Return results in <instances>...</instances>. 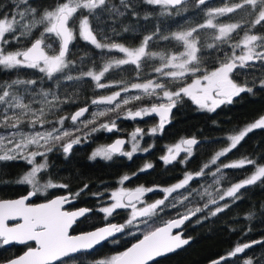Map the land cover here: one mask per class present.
Returning a JSON list of instances; mask_svg holds the SVG:
<instances>
[{"label":"snow or ice","instance_id":"6c2138e0","mask_svg":"<svg viewBox=\"0 0 264 264\" xmlns=\"http://www.w3.org/2000/svg\"><path fill=\"white\" fill-rule=\"evenodd\" d=\"M142 2L149 6H159L161 15H171L172 10L186 5L188 0ZM207 3L208 0H196V7ZM134 9L133 0H119V5L111 0H57L55 6L42 12L33 7L30 0H8L6 4H0V70L12 72L18 69H33L42 74L40 82L59 81L61 77L66 81L75 82L90 78L95 82L96 89H115L109 95H99L92 99L93 105L105 107L93 113L91 120H81L80 118L88 112V107H81L70 116L54 118L63 110L61 105L68 103L71 98H61L58 91L45 90L43 87L37 91V79L17 77L0 83V161L23 159L32 165L20 183L29 184L33 189L20 199L0 200V247L18 244L26 248L22 254L7 260L6 264H69L70 261L78 259L77 254H91L95 246L101 245L109 238H113L115 242L116 234L135 235L133 229L140 231L142 238L137 237V242L125 251L109 258L98 259L94 264H153L157 257L175 252L189 244V239L183 238L182 231L174 233V229H181L186 221L205 210L215 216L228 207V199L235 201L239 198L241 189L257 183L264 184V156L259 159L245 157L230 163L221 161L222 157H227V154L236 149L253 130L264 129V115H260L238 134L228 136V146L218 151L200 171L195 174L186 172L178 183L158 189L164 194L162 199L151 204H142L141 198L145 193L157 190L143 186L134 190L121 187L112 191L111 199L114 202L110 206L100 207L99 211L105 214L107 220L117 209H130L125 223L108 221L105 226L94 231L72 235L69 230L77 218L90 211L84 208L77 211L64 209L79 193L61 195L40 204L27 203L41 191L37 176L47 168V153L59 144L67 154L74 144L80 142V137L74 133L81 129H66V120H70L73 126L79 123L84 128L91 124L93 132H112L116 129L115 120L97 126L96 119L110 112L119 113L124 107L125 118L133 120L152 114L158 115L159 124L149 130V133L154 135L164 128L171 109L183 97L190 98L201 108L214 111L220 104L230 103L232 98L241 92L252 91L246 85L235 83L232 73L237 68L253 67L256 62L264 66V34H256L258 26L259 30L264 31V0H231L230 5L226 3L222 7L208 8L205 11L204 23L170 35L161 34L157 28L152 34L144 36L136 47L116 43L105 35L98 39L90 23V17L96 18L98 15L97 10L122 17L129 11L132 15H137ZM239 11L247 14V20L243 24L214 23L220 17ZM209 29L213 30L211 42L202 43L200 33ZM238 30H243V35L235 40L233 34H238ZM113 31L115 32V29ZM124 31L128 29L125 28ZM36 32H39V35L33 38ZM52 37L56 38L55 48L52 43L47 42ZM77 37L101 50L102 56L107 58L101 64L93 62V66L87 70L78 69L79 75L73 76L68 72L75 69L76 62L69 61L67 57L69 45ZM24 39L29 41L27 45L10 49V45H19ZM158 40L168 43L175 41L178 47L173 50L151 51L150 44H155ZM204 47L223 56L211 71L204 66L201 59V49ZM112 53L122 56L114 57L110 55ZM149 61L153 62L151 70L146 71ZM80 63H85L83 58ZM125 65L133 66L135 76L131 80L113 81L106 78V74L122 69ZM189 79L191 82L187 83ZM260 84L264 87V80H261ZM144 99L148 100L150 107H138L135 110L126 107ZM143 134L144 130L139 127L131 133L130 151H123V145L129 141L117 139L111 145L94 151L92 158L101 156L111 159L113 154L119 153L131 159L139 150L137 138H142ZM197 143L195 138L182 140L174 147H169L168 154L161 159L165 164H169L177 159L181 150L190 156L192 146ZM143 151L147 152L149 149L145 148ZM37 156L42 157L45 162L37 164ZM212 166H215V171ZM247 166H251L250 174H245L243 179L230 182L228 187L220 185L224 178V169H245ZM152 167V164H146L141 171ZM208 174L214 177V194L207 188L201 192L188 187L190 181ZM130 179L131 177L124 176L120 184ZM43 188H67V185L48 181ZM180 189H185L188 195H182L179 199L173 197L166 204L169 196ZM193 195H200L201 199L207 196L208 199L203 206L188 208L185 201H189ZM220 201L225 203L221 205ZM138 203L142 206L137 207ZM178 205L185 208L183 213L179 211ZM169 207L176 209L177 216L165 221L161 226L153 227L155 217ZM8 221L17 222L9 225ZM33 243L35 246H32ZM256 244L264 245V241L238 242L226 255L212 260L211 264H229L230 261L235 264L233 258L242 259L243 264H254L251 258H243L240 254Z\"/></svg>","mask_w":264,"mask_h":264},{"label":"trees","instance_id":"16d2710c","mask_svg":"<svg viewBox=\"0 0 264 264\" xmlns=\"http://www.w3.org/2000/svg\"><path fill=\"white\" fill-rule=\"evenodd\" d=\"M8 0H0V4H6ZM33 7L38 11H44L55 6L57 0H30ZM112 3L119 5V0H111ZM137 15H132L131 11L126 12L122 17L111 16L108 12H100L96 18L90 17V23L94 33L98 39L101 35L110 37L111 41L116 43L134 46L143 40L144 36L152 34L159 28L161 34L170 35L173 32L184 31L203 23L206 20L205 11L208 8L222 7L226 3L230 5L231 0H208L206 5L196 7V0H188V3L176 10H172L171 15H161L159 6H149L142 0H133ZM123 11V9H121ZM147 17V18H145ZM247 20V14L244 11L229 14L220 17L219 22L244 23ZM127 28L128 31H124ZM115 29V32L113 31ZM213 30H205L200 33L202 43H210ZM243 34V30H238V34L234 33L233 38L238 40ZM256 34H264L259 30ZM39 35V32L33 34V38ZM55 37L47 42L52 43L56 47ZM104 42V41H101ZM29 41L24 39L19 45L12 44L10 49L24 47ZM178 47L175 41L171 43L164 41H156L150 44L151 51L173 50ZM182 50V49H181ZM201 56L204 66L211 69L217 66L223 56L206 47L201 49ZM114 57L121 54L112 53ZM68 60L75 61V69H70L68 74L79 75L78 69L87 70L93 66V62L101 64L107 57L102 56L101 50L81 40L77 37L69 46ZM85 61L81 65V59ZM151 70V64H148L146 71ZM135 76L133 66L125 65L122 69L113 70L106 74V78L118 80H131ZM19 77L20 79H37V91L40 87L53 92L58 91L61 98L68 96L71 99L68 103L61 105L60 111L54 118L59 116H70L71 113L81 107H88L81 120H91L92 114L98 110H103L104 105H93L92 99L103 95L111 89H96L90 78L81 81H66L61 77L59 81H41L42 74L33 69H18L12 72L0 70V83L11 81ZM232 79L235 83L247 86L252 89L251 92H241L234 96L230 103L225 102L215 108L214 111L200 108L190 98L183 97L176 102L173 107L170 120L165 124L164 128L156 134H150L146 140H149L150 148L147 154L143 156L135 155L132 159H102L92 158L90 156L92 147L96 139L87 140L92 135L89 124L87 128L83 125H72L70 120H66L64 127L72 129L79 127L81 130L75 132V136L80 137V142L73 145L69 153L65 154L59 144L55 145L51 152L47 153V168L38 173L40 182L51 180L61 182L67 185L63 190L76 191L83 189L80 196L87 197V191L104 192L113 188L120 181L121 176H129L130 180L126 181L129 186L144 185L157 190L150 193V199H162L164 194L158 190V187H164L176 180H179L185 173L195 174L200 171L204 164L210 162V158L218 149L228 145L227 137L244 125L257 119L264 114V87H261L260 81L264 80V66L260 62H256L253 67L237 68L232 73ZM155 102V101H153ZM147 99L130 103L127 108L149 107ZM125 108L122 107L117 112H110L105 116L96 119V125L103 122L114 120L115 117L122 115ZM157 126V116H150L149 126ZM187 137L198 138L199 141L194 145V151L189 156L180 154L177 159L169 164H165L161 157L166 152L170 144H174L180 138L183 140ZM67 139V138H66ZM181 140V141H182ZM264 156V129H255L249 133L244 140L240 142L236 149L222 157L221 161L226 163L230 160L242 159L245 157L259 159ZM44 163V159L40 156L36 157V163ZM220 163V161H218ZM144 167L146 164H152L153 167L144 171L138 170L140 165ZM32 165H29L23 159L0 161V198L16 197L26 193L32 188L31 185L20 183L21 176L27 172ZM251 166L245 169H224V178L220 181V185L228 187L231 183L243 179L245 174H250ZM138 170V171H137ZM215 171V166H212ZM86 186V187H85ZM212 186V187H210ZM189 188L200 190L203 192L205 188L209 192L215 193L214 177L211 174L195 178L189 182ZM62 188H48L46 192H39V198L49 197L52 192H58ZM44 195V196H41ZM182 195H188L185 189H180L176 193L169 196L166 204L176 197L182 198ZM161 196V197H160ZM89 197V196H88ZM238 199L235 201L228 199L226 202L228 207L224 211L212 216L208 210L198 213L189 221H186L181 230L184 236L191 238L189 244L185 247L156 259L153 264H211V261L226 255L238 242L247 243L253 240L264 241V184L257 183L241 189L238 193ZM218 198V197H217ZM205 196L201 199L200 195H193L189 201H185L188 208L195 206H203ZM89 199L86 203L94 206ZM225 201H220L223 205ZM179 207V211L183 213L184 207ZM213 207L214 206H210ZM95 214V212L93 213ZM128 212L119 209L114 215V221L124 223L127 219ZM103 214L97 213L91 219L96 222H105L102 218ZM177 216L176 209L167 208L164 212L159 213L155 217V224L159 226L165 221ZM79 224L74 230H82ZM143 230V229H142ZM135 235L119 234L115 238V242H105L91 250V254H77L78 259L70 261L69 264H94L98 259L107 258L111 254L122 252L127 246L141 237L142 234L136 229L132 230ZM25 249L24 245H11L0 247V261L9 259L18 255ZM243 258H251L254 264H264V245L256 244L252 248L247 249L245 253L240 254ZM235 264H243L242 259H236ZM232 264V261L229 262Z\"/></svg>","mask_w":264,"mask_h":264},{"label":"flooded vegetation","instance_id":"af4514ba","mask_svg":"<svg viewBox=\"0 0 264 264\" xmlns=\"http://www.w3.org/2000/svg\"><path fill=\"white\" fill-rule=\"evenodd\" d=\"M136 109V108H135ZM134 109V110H135ZM155 114H152V115H149V116H145L143 118H136V119H129V118H125V111L122 112V115H120L119 117H115V122H116V129L113 130L112 132H108L106 130H99V131H95V132H92V135H90L87 140H92V139H96L97 141L95 142L94 146L92 147V150H91V153H90V156H92L93 152L96 151L97 149H100V148H104V147H107L109 143H111L114 139H116L117 137H125L126 138V141H129L128 143L125 144V146L123 147V151H130L131 150V147H132V144H131V133L137 128H141L144 130V134L141 137H138V142H139V150L133 154L132 158L135 156V155H138V156H143L145 154H147V152L143 151V149L145 148H150V144H149V140L147 141L146 138L147 136L149 135V129H150V126H149V119H150V116H153ZM157 116V115H156ZM170 120V117L167 119V122ZM166 122V123H167ZM105 123V122H103ZM165 123V124H166ZM101 124V123H100ZM159 124V117L157 116V125ZM98 126V125H97ZM165 126V125H164ZM179 140H182L181 138ZM178 140V141H179ZM81 141V140H80ZM178 141H176L175 143H178ZM184 147V146H183ZM182 147V149H183ZM194 151V146H192V153ZM191 153V154H192ZM180 154H186L188 155L186 152H184L183 150H181L179 152V154L177 156H179ZM96 158H102V159H105L101 156H97ZM117 158H123V159H127V160H130L127 156H124V155H121L119 153H116V154H113L112 158L111 159H117ZM131 158V159H132ZM141 167L138 168V170H141L143 168L142 164L140 165ZM137 170V171H138ZM125 176V175H123ZM122 179V178H121ZM120 179V181H121ZM116 183V185L114 187H116L119 183ZM57 182V181H56ZM58 185L59 184H63L61 182H57ZM125 185L126 184V181L124 182ZM64 185V184H63ZM129 186V185H127ZM145 187V188H150L149 186H144V185H134V186H129V190H134L135 188L137 187ZM113 187V188H114ZM32 189V188H31ZM64 188H62L61 190H59L58 192H52V194L49 196V197H46V198H39L38 197V193L37 195H35V197L31 200V202H39V201H43V200H47L55 195H59V194H65V193H71V194H75V193H79L78 196H74V199L73 202H71L70 204H67L64 206V209L67 210V211H70V210H73V209H76L78 207H87L89 209H91V212L85 214V216H83L81 219H79L75 225H73L70 233H78V232H82V231H86V230H89V229H92L94 227H97L99 225H102V224H105L107 223L108 221H111V222H117V221H114V215H116V212L118 211V209L113 213L112 216L108 217L107 220L105 219V214L101 213L99 211V208L102 207L101 206V203H105V204H111V198L110 197H107L106 199H102L101 198V194H105L110 190H105L104 192H90V191H87V197L83 198L82 195L80 196L81 192L83 189H80V190H76V191H68V190H63ZM112 189V188H111ZM33 190V189H32ZM151 193V192H150ZM150 193H145L144 196L141 198L142 201H149L150 198ZM41 196H44V195H41ZM89 199H91V203L94 204V206H89L86 201H88ZM107 199H108V203H107ZM155 199V198H154ZM152 200V199H151ZM135 202V201H134ZM95 212V214H93ZM99 213V214H103L102 218L105 220V222H96L94 220H92L91 222V219L93 217L96 216V214ZM125 223V222H124ZM81 225V227H83L82 230H74V227H77L78 225ZM116 238V237H115ZM114 238V239H115ZM113 241V238L112 239H109L108 241H105V242H112ZM104 242V243H105ZM102 243V244H104ZM101 244V245H102ZM15 245V244H13ZM33 245V244H32ZM11 246V245H10ZM95 249V248H94ZM113 255H116V254H111L109 255L108 257H111ZM107 257V258H108Z\"/></svg>","mask_w":264,"mask_h":264},{"label":"rangeland","instance_id":"374dc122","mask_svg":"<svg viewBox=\"0 0 264 264\" xmlns=\"http://www.w3.org/2000/svg\"><path fill=\"white\" fill-rule=\"evenodd\" d=\"M205 22V21H204ZM203 22V23H204ZM214 23H224V24H227V23H232V22H219V21H214ZM186 30H188V29H186ZM243 35V34H242ZM242 35L241 36H239V38L240 37H242ZM238 38V39H239ZM125 45V44H124ZM140 45V43L139 44H137V45H134V46H129V45H125V46H128V47H136V46H139ZM121 56H122V54H121ZM152 61H149L148 62V64H151L152 65ZM209 71H211L212 70V68L211 69H208ZM191 82V80L189 79L188 81H187V83H190ZM242 86V85H241ZM115 89H111V91H114ZM111 91H109V92H107V93H105V94H103V95H109V94H111ZM197 106H199V105H197ZM150 107V106H149ZM200 107V106H199ZM201 108V107H200ZM204 109V108H203ZM252 122H254V121H252ZM252 122H250V123H252ZM249 123H247L246 125H244L240 130H242L245 126H247ZM153 127H156V125H151L150 126V129L151 128H153ZM149 129V130H150ZM240 130H238L237 132H235V133H233V134H231V135H234V134H238V132L240 131ZM230 136V135H229ZM181 142V140H179L178 141V143H174V144H170L169 145V147H174L175 145H177V144H179ZM228 145H226V146H224V147H222V148H220V149H218L217 151H215V153L212 155V157L210 158V161H211V159L215 156V154L218 152V151H220V150H222L223 148H225V147H227ZM168 147V148H169ZM182 147H183V145H182ZM168 148H167V150H168ZM166 150V152L164 153V155H166V154H168V151ZM129 151V150H128ZM163 155V156H164ZM237 160H239V159H237ZM237 160H230V161H227L226 163H230V162H233V161H237ZM41 162H38L37 164H40ZM31 170V168L28 170V171H30ZM27 171V172H28ZM27 172H25L24 174H22V176H21V179H22V177L27 173ZM124 176H121V178H123ZM120 178V179H121ZM183 177H181L179 180H176L174 183H171V184H169V185H166V186H164V187H170V186H172L173 184H175V183H178L181 179H182ZM37 180H38V178H37ZM48 181H51V180H46V181H42V182H40L39 180H38V183H39V185L41 186V193H44V192H46V190L48 189H44L43 188V186L48 182ZM53 183H55V184H58L57 182H54V181H52ZM121 187H123L125 190H129L130 188H129V186H127V185H125V183H123L122 185L119 183L116 187H114V188H112V189H110L107 193H106V195L105 194H101V198L102 199H106L107 197H110L111 198V192L112 191H116V190H119ZM164 187H158V188H164ZM161 197V196H160ZM158 199H160V198H157V199H150L149 201H142V204H151V203H153V202H155L156 200H158ZM111 202L113 203L114 201L111 199ZM107 203H108V199H107ZM142 204H140V203H138L137 204V207H140V206H142ZM101 206L103 207V206H110V204H105V203H101ZM119 210V209H118ZM123 210H126L127 212H128V214H127V218L129 217V215H130V209H123ZM109 258V257H108Z\"/></svg>","mask_w":264,"mask_h":264},{"label":"water","instance_id":"95a60500","mask_svg":"<svg viewBox=\"0 0 264 264\" xmlns=\"http://www.w3.org/2000/svg\"><path fill=\"white\" fill-rule=\"evenodd\" d=\"M70 46V45H69ZM79 109V108H78ZM78 109H76V110H74L71 114H73L75 111H77ZM172 110H173V108L171 109V111H170V113L168 114V118L171 116V113H172ZM156 115V114H155ZM264 115V114H263ZM158 116V115H157ZM159 117V116H158ZM167 118V119H168ZM192 138H194V137H187V138H184L183 140H185V139H192ZM117 139H123V140H125L126 141V138L125 137H117L116 139H114L111 143H109L108 144V146L109 145H111L112 143H114L115 142V140H117ZM197 141H199V139L198 138H195ZM126 144V143H125ZM125 145H123V147H124ZM32 191V189H30V190H28L26 193H23V194H21V195H18V196H16V197H10V198H0V200H15V199H20V198H22V197H24V196H27L28 195V193L29 192H31ZM67 194H69V193H65V194H59V195H55V196H53V197H51V198H49V199H53V198H56V197H58V196H61V195H67ZM35 196H32L31 198H30V200H28L27 201V203H30V204H40V203H45V202H47V200H49V199H47V200H43V201H39V202H31V200L34 198ZM73 200L74 199H72V201L71 202H73ZM67 205V204H66ZM81 208H84V209H89V208H87V207H78V208H76V209H73V210H70V211H77V210H79V209H81ZM90 211H88L87 213H89V212H91V209H89ZM67 211V210H66ZM86 213V214H87ZM83 217V216H82ZM82 217H78L77 218V221L79 220V219H81ZM175 218V217H174ZM173 219V218H172ZM76 221V222H77ZM17 221H8V223H9V225H13V224H15ZM75 222V223H76ZM75 223L73 224V225H75ZM113 223H117V224H122L121 222H113ZM163 224V223H162ZM161 224V225H162ZM106 225V223L105 224H102V225H99V226H97V227H94V228H92V229H89V230H86V231H82V232H78V233H70V234H72V235H79V234H81V233H84V232H89V231H94L96 228H98V227H103V226H105ZM161 225H159V226H161ZM73 227V226H72ZM72 229V228H71ZM71 229L69 230V232L71 231ZM177 231H182L181 229H174L173 230V232L175 233V232H177ZM182 233H183V231H182ZM117 235H119V234H116V236ZM115 236V237H116ZM140 238H142V236L140 237ZM183 238H185V239H189V242L191 241V238L190 237H188V236H184L183 235ZM109 239H112V238H109ZM137 242V240L136 241H134L133 243H136ZM102 243H104V242H102ZM133 243H131L129 246H127L123 251H125L128 247H131V245L133 244ZM248 243V242H247ZM15 245H18V244H15ZM8 246H10V245H8ZM32 246H35L34 245V243H33V245ZM97 246H99V245H97ZM97 246H95V248L97 247ZM186 245H184L183 247H185ZM182 247V248H183ZM181 249V248H180ZM26 250V248L23 250V251H25ZM177 250H179V249H177ZM176 250V251H177ZM23 251L21 252V253H19L18 255H20V254H22L23 253ZM173 253V252H172ZM168 254H171V253H168ZM168 254H166V255H168ZM18 255H15V256H18ZM165 255V256H166ZM15 256H13V257H15ZM13 257H11V258H13ZM163 257V256H162ZM11 258H9V259H11ZM158 258H161V257H157L156 259H158ZM9 259H6V260H4V261H0V264H6V261L7 260H9Z\"/></svg>","mask_w":264,"mask_h":264},{"label":"bare ground","instance_id":"6f19581e","mask_svg":"<svg viewBox=\"0 0 264 264\" xmlns=\"http://www.w3.org/2000/svg\"><path fill=\"white\" fill-rule=\"evenodd\" d=\"M148 194V193H147Z\"/></svg>","mask_w":264,"mask_h":264}]
</instances>
